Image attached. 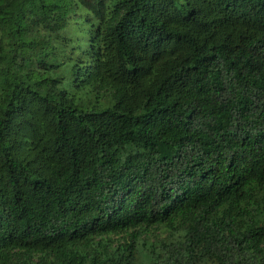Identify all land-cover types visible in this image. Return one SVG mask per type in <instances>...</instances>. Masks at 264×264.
<instances>
[{
    "label": "trees",
    "instance_id": "16d2710c",
    "mask_svg": "<svg viewBox=\"0 0 264 264\" xmlns=\"http://www.w3.org/2000/svg\"><path fill=\"white\" fill-rule=\"evenodd\" d=\"M159 224L148 264H264V0H0V264Z\"/></svg>",
    "mask_w": 264,
    "mask_h": 264
},
{
    "label": "rangeland",
    "instance_id": "374dc122",
    "mask_svg": "<svg viewBox=\"0 0 264 264\" xmlns=\"http://www.w3.org/2000/svg\"><path fill=\"white\" fill-rule=\"evenodd\" d=\"M100 102L104 101L101 100ZM111 238H113L112 243L114 246H117L118 243H123L121 235H112ZM175 239L176 237L172 229L165 224L155 225L148 230H144L138 240L141 249L136 252V264H148L150 252L154 250L157 253L163 254L166 249V247H163L164 243H169Z\"/></svg>",
    "mask_w": 264,
    "mask_h": 264
}]
</instances>
